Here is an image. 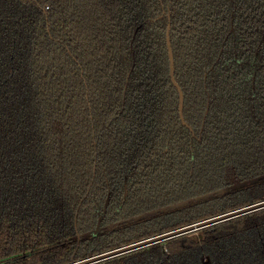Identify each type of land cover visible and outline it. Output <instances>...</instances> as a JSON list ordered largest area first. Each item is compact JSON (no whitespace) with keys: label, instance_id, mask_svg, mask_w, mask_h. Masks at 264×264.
<instances>
[{"label":"trees","instance_id":"trees-1","mask_svg":"<svg viewBox=\"0 0 264 264\" xmlns=\"http://www.w3.org/2000/svg\"><path fill=\"white\" fill-rule=\"evenodd\" d=\"M262 201L264 0H0V264ZM92 264H264V208Z\"/></svg>","mask_w":264,"mask_h":264},{"label":"water","instance_id":"water-1","mask_svg":"<svg viewBox=\"0 0 264 264\" xmlns=\"http://www.w3.org/2000/svg\"><path fill=\"white\" fill-rule=\"evenodd\" d=\"M169 29H170V24H168L167 32H166V45H167V51H168L170 78H171L172 84L177 89L178 95H179L178 110H179L180 120H181L183 125H186V123L184 121V117H183V93H182L181 89L179 88V86H178V84L174 78V63H173V55H172V49H171V44H170V39H169ZM206 113H207V111H206ZM220 192H221V195H224V194L228 193V189H223ZM108 202H109V194L106 197V201L104 204V210L107 207ZM261 208H264V201L256 203V204H252V205H249L247 207L237 209L235 211H231V212H228V213H225L222 215H218L216 217H212V218L197 222L195 224H191V225L170 231L168 233H164V234H161V235H158V236L146 239V240H142V241H139V242H136V243H133V244H130V245H127V246L106 252V253H102V254H99V255H96V256H93V257H90V258H87V259H84V260H81V261H78V262H75L72 264L96 263V262L106 260L108 258L117 256V255L128 253V252L134 251L136 249L143 248V247L164 241L166 239H170L172 237H176L179 235L190 233V232L196 231L198 229H201V228H204V227H207V226H210V225H213V224H216V223H219V222H222V221H225V220H228V219H231V218H234V217H237V216L258 210V209H261ZM98 223H99V221H98ZM97 230H98V225H97L95 231H97Z\"/></svg>","mask_w":264,"mask_h":264}]
</instances>
